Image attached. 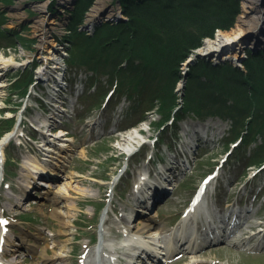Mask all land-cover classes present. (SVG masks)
Returning <instances> with one entry per match:
<instances>
[{"label": "rangeland", "instance_id": "obj_1", "mask_svg": "<svg viewBox=\"0 0 264 264\" xmlns=\"http://www.w3.org/2000/svg\"><path fill=\"white\" fill-rule=\"evenodd\" d=\"M72 1L67 7L66 0H0V58L6 61V64L0 63V80L5 83L0 86V137L11 131L4 143V154L0 153V168H3L0 214L5 209L9 221L5 227L0 224V248L4 247L8 253L16 250L20 255V260L7 255L2 260L6 264H33L38 261L40 255H33L17 244L23 243L20 238L25 232L29 240L24 242L47 249L50 255H53L50 249L56 242L67 240L61 251L64 260L53 264H97L100 256L102 262L114 256L115 262L125 264L131 253L120 249L121 234L126 233L123 218L131 217L133 208L144 211V216L156 211L159 216L154 219V231L164 228L165 233L171 235L170 227L179 222L195 192L202 189L201 206L194 215L196 218L214 206L220 211L229 206L247 207L248 213L241 216L232 232L219 233V240H206L192 255H186L183 253L186 250L182 249L170 252L167 264H264V234L244 239V245L230 242L235 234L240 233L241 226L247 227L249 221H264V128H254L261 122L252 119L253 115H263V110L255 111L251 106L252 99L245 102L237 97L236 91L232 92L235 101L231 104L233 98H227L222 86L208 88L205 92L207 99H215L214 104L233 107L231 111L223 110V117L217 113H204L199 117L182 108L188 71L195 58L202 57L211 64L229 62L234 68L244 69L242 62L249 57L248 45L238 59L221 60L219 57L228 51L234 52L236 45L250 39H243L247 30L231 34L230 40L236 35L234 39L237 41L224 44L214 52H199L206 40H215L222 30L231 32L235 29L242 12L241 0L238 2V14L229 28H218L213 35L203 38L201 44L180 63V75L184 76V81H176L172 95L167 96L168 101L163 99V103L160 96H165V92L156 83L139 85L134 94L129 88L125 90L127 80L131 78L130 71H115L114 52L102 53V66L99 61L100 68L95 70L79 64L84 56L90 57L93 52L99 56L97 49L93 50L95 42L86 40L85 35L95 33L109 19L100 12L113 8L115 17L120 13L115 10L121 5L113 0H93L78 23L72 22L69 14L71 10L79 9L78 0ZM259 1L264 4V0ZM77 32L82 36L76 37ZM77 38L82 47L76 44ZM263 47L264 43H256L249 48L250 53H257ZM49 48L53 50V56L62 58V68L51 69L62 73L63 89L57 96L40 80L39 68L50 70L55 65L54 61L43 57L49 56ZM120 83L121 90L118 88ZM78 84H82L84 89L76 96L73 90ZM69 96L77 98L74 110L59 111L64 107L71 108ZM222 99L225 101L221 102ZM49 102H57L58 110ZM203 109L210 112L214 107L206 105ZM249 110L255 113L252 115ZM42 116L51 119L48 133L51 132L52 136L58 128L69 133L70 148L65 150L66 154L62 153L65 156L62 160L56 156L60 159L55 160L59 162L60 183L49 189L38 185L41 192L38 187L26 191L29 190L27 180L33 162L28 155L38 153L42 156L39 146L43 140L42 133L37 130ZM133 127H141V140L131 152L125 153L116 145L123 142L120 138L128 135ZM118 131L122 132L119 136ZM179 156L182 160L189 156L188 163L177 172L178 179L173 178L174 181L167 184V189L173 187L172 192L168 193L165 188L160 201L155 202L151 209L144 208L140 195L147 187L138 186L137 189V182L141 177L148 184L153 178H161V167L176 162ZM115 174L119 177L112 186L110 180ZM66 178L68 189L59 187ZM48 192L62 197L58 201H46L45 205L38 203ZM54 211L60 217L55 216ZM142 216L138 215L139 218ZM59 218L69 224L71 233L68 235L54 236L61 228ZM101 219H104L102 224ZM246 229L244 236L256 230ZM100 237L104 241L98 246ZM160 244L165 246V242ZM102 253L107 257L104 258ZM140 259L136 257L130 264H142Z\"/></svg>", "mask_w": 264, "mask_h": 264}, {"label": "trees", "instance_id": "obj_2", "mask_svg": "<svg viewBox=\"0 0 264 264\" xmlns=\"http://www.w3.org/2000/svg\"><path fill=\"white\" fill-rule=\"evenodd\" d=\"M114 1L120 3L126 19L119 23H104L95 33L85 35L86 40L95 42L93 50L97 49L99 56L96 57V52H93L90 57L84 56L79 64L95 70L100 68L98 65L102 53L114 52L115 65H112L117 67L115 71H130L131 78L127 80L125 90L129 88L134 94L139 85L156 83L165 92V96H160L162 103L163 99L168 101L167 96L172 95L171 90L181 77L180 63L201 44L203 38L213 35L218 28L228 29L239 11V0ZM92 2L78 0L79 9L72 11V22L79 23L83 11ZM75 36L82 35L77 32ZM77 40L78 47H82ZM246 51L249 57L242 62L244 69L234 68L229 62L211 64L198 60L191 64L188 84L185 85L187 91H184L183 110H191L199 117L209 113L223 117V110L231 111L233 107L214 104L215 99H207L205 92L208 88L222 86L227 98H233L231 104L235 101L232 92L236 91L239 99L245 102L252 99L253 109L264 112V47L254 54L250 53L249 48ZM121 63L123 66H120ZM121 85L118 87L120 90ZM224 101L222 99L221 102ZM206 105L214 107V110L203 111ZM255 111L250 112L253 115ZM263 112L261 116L252 117L263 124H256L254 128H259L257 130L264 128Z\"/></svg>", "mask_w": 264, "mask_h": 264}, {"label": "bare ground", "instance_id": "obj_3", "mask_svg": "<svg viewBox=\"0 0 264 264\" xmlns=\"http://www.w3.org/2000/svg\"><path fill=\"white\" fill-rule=\"evenodd\" d=\"M74 1L72 0H66L65 5L68 7L70 6ZM71 3V4H70ZM116 9V8H115ZM240 9V8H239ZM241 9L242 12L240 16L238 17V22L236 24V27L233 31H227V30H222L220 33L219 37L216 38L215 40L208 39L205 41L204 46L200 47V53H210L214 52L216 49H220L224 44L226 45L227 43H231V41H237L234 38H236V35H233L230 40L229 37H231V34H239L240 32H243L244 30L248 31V34H252L250 39L246 40L245 43L241 42L240 44L236 45V49L234 52L228 51L223 54V56L219 57L221 60H227V59H238L241 56V53L244 54L243 52L245 51V48H247V45L249 47L253 46L254 43H264V4H262L261 1L259 0H241ZM72 11L69 12L70 15H72ZM116 12H120L119 15H115L114 17V10L113 8L108 9L107 11L104 12V15H107L109 19H106L107 23L108 21L110 23H119V21H123L126 19L124 15L122 14V9L118 7V9L115 10ZM96 12V11H95ZM114 13V14H113ZM113 15V17H112ZM93 17V15H92ZM118 18V19H117ZM59 19V18H57ZM115 20V21H113ZM119 20V21H117ZM36 22V21H35ZM58 23L57 21H55ZM52 29H57L58 27H50ZM256 30V31H255ZM41 38L42 35H41ZM229 38V39H227ZM212 42V45L210 44ZM52 45H55L53 41H51ZM49 56H43L44 59L47 60H52L54 61L55 65H52L50 67V70H45L44 68H39L40 72V80L44 81L45 84L51 87V91L54 95H58L59 92L62 91L63 83H62V73L56 72L51 69H61L62 68V58L58 56H53L52 55V49L49 48ZM244 49V51H243ZM52 50V51H51ZM255 52V51H254ZM216 57V56H215ZM198 60H205L202 59V57L195 58L192 64L196 63ZM6 61L0 58V63H5ZM184 76H182L181 79L183 82ZM149 84V83H148ZM176 84V83H175ZM5 85L3 81L0 80V86ZM147 85V84H146ZM183 86V85H182ZM84 89L82 87V84L76 85L75 89L73 90L76 94L78 95L79 91ZM50 92V91H49ZM50 92V96L53 97V94ZM184 95V94H183ZM54 98H57V97ZM77 99V98H76ZM75 98H70L68 97V100L70 101V109L67 108H61L59 111H70L72 112L75 107V103L77 102ZM57 102L59 101L58 99L56 100ZM57 102L51 103L54 109L58 110L59 105ZM55 114V111H53ZM42 120L40 121V126L39 128L37 127V130H39L42 133V144L39 146L41 147L40 153L42 154L39 155L38 153L28 155V157L32 159V164H30V178L27 180V189L26 191H30V189L34 190V188H37L39 192H41L39 186L44 187L45 189L49 188H54L57 184L60 183L59 178H58V165L60 159L65 158V156L62 153L66 154V151L69 150L70 148V138L67 137L69 134L66 130L62 128H58L57 133L52 136L53 134L50 132L48 133L49 128L51 129V119L46 116H42ZM39 122V120H36ZM145 122L143 121L141 124L143 125ZM43 128H46L43 129ZM141 127H133L130 129V132L128 135H123L120 140L123 141L122 143H119L117 148L122 149L127 152H131L135 145L140 142L141 140ZM11 131H6L4 134L0 137V153L4 154V143L7 141L9 138ZM122 132L118 131L117 136L121 135ZM140 135V136H139ZM51 136V137H50ZM69 142V143H68ZM119 146V147H118ZM39 147V149H40ZM66 150V151H65ZM188 152V150H185ZM56 156H58L60 159H58ZM26 157V156H24ZM189 157V156H188ZM188 157L186 161H188ZM185 159H181V156L176 160V162H172L169 165H166L164 168L161 167V178H156V179H151V183L148 184V182H145L144 177H141V179L137 182L135 188L139 189L138 186H146L145 188V193L141 194L140 198H143V203L145 204L144 208H149L151 209L155 202L160 201V197L164 194L166 189L168 188L167 184L174 178V180L177 178L178 179V171L180 164L185 163ZM173 161V160H172ZM187 163V162H186ZM0 180L2 179L1 175L3 174V168L1 166L0 168ZM41 174L47 175L42 177H48L46 180L41 177ZM119 177L118 174L113 175V177L110 180V184L113 186ZM148 177V176H147ZM63 179V178H61ZM68 179H65V182L63 185H59V187L63 186L65 189H68L66 184L69 182L67 181ZM173 180V181H174ZM35 182V184H33ZM39 185V186H38ZM167 187V188H166ZM166 188V189H165ZM170 190L167 189V192ZM44 192V191H42ZM29 193V192H25ZM202 195V189L199 191L197 190L194 196L192 197L193 199L189 203V205L185 208L182 217L180 218L179 222L176 225H173L170 227V233H165L164 228H160L159 230H155V222L154 219H156L159 215L156 213V211L150 215V216H144V211H141L139 209L133 208V213L131 214V217H124L125 221V227L124 230L126 233L124 235L121 234V248L124 250H129L130 251V260L126 261L125 264H130V261L132 259H137L142 258V264H167L170 261V258H168L169 253L172 251H175L176 249H182V251L186 250L185 253L186 255H192L195 253L199 247V245L206 240L213 241V239H217L218 237L220 238L221 232L228 231L229 227L231 226L232 222H240L239 219L235 216L236 213L240 214L239 216H244L246 213H248V210L246 208H233L231 206L228 207V209L225 210H217L216 207L214 206L211 208L209 211L203 212L201 215H199L197 218L194 216L195 212L199 211V208L201 206V196ZM61 195L54 196L51 195L49 192L45 194L43 197V200H41L40 203L41 205H45L46 201H58ZM62 197V196H61ZM138 200V198H137ZM146 212V211H145ZM211 212V213H210ZM6 214L8 212L5 209H2V213L0 214V221L6 217ZM105 214V213H104ZM143 215L142 218H139L138 215ZM17 215V214H16ZM55 216H59V214L54 211ZM211 215V216H210ZM60 217V216H59ZM222 217H226L225 220L222 219ZM138 218V219H137ZM137 219V220H136ZM199 219V221L197 220ZM102 220V219H101ZM104 219L100 221L102 224ZM137 221V222H136ZM258 221V220H256ZM255 220L249 221L246 225L249 228H255L256 230L253 231V233L249 234V236H244L243 234L247 231V227H242L241 226V231L239 234H235L232 238L235 245H244L246 242H244V239H252L257 235L264 234V221H261L260 223H257ZM134 222L137 223L136 226H134ZM198 223L200 227L198 226ZM59 225H60V230L54 234H61V235H68L70 232L69 229V224L65 222L64 220L59 218ZM221 229V230H219ZM219 230V231H218ZM222 234V233H221ZM36 237V236H35ZM212 238V239H210ZM37 239V237L35 238ZM25 241L29 240V235L25 232H23L20 241L23 243H17L25 247L31 254L35 255L38 254L41 257L38 259L37 262L33 264H53L55 261L59 262L64 260V255L61 253L63 250L62 248L64 247L63 243L64 242H56L54 244V247L50 249L51 252H53V255H50L47 253V249H43L41 247H37L36 244H27ZM101 241H104L103 237H100L98 239V246L102 244ZM161 242H165V246L160 244ZM2 244L0 243V246ZM99 248V247H98ZM97 248V250H99ZM109 249V248H108ZM117 249L118 245H117ZM107 252V251H106ZM115 254L117 255V252L115 251ZM9 256V257H14L16 259L20 258V255L18 251L12 250L11 253H8L5 251L4 247L0 248V264H6L4 262L3 256ZM104 255V256H103ZM133 255V256H132ZM102 256L105 258L107 257L106 253H102ZM152 257L154 261L152 260ZM115 259L114 256H109L104 259V262H102V257L98 258L97 264H122L120 261L113 260ZM20 260V259H19ZM141 260V259H140ZM9 264V263H8ZM10 264H18L17 262L10 263Z\"/></svg>", "mask_w": 264, "mask_h": 264}, {"label": "water", "instance_id": "obj_4", "mask_svg": "<svg viewBox=\"0 0 264 264\" xmlns=\"http://www.w3.org/2000/svg\"><path fill=\"white\" fill-rule=\"evenodd\" d=\"M117 4L119 5V2H117ZM118 5H117V7H118ZM100 14H104V10L103 11H101L100 12ZM253 35V34H252ZM251 37V34H248V35H246L245 37H243V39H248V38H250ZM254 45H256V43H254ZM251 48V47H250Z\"/></svg>", "mask_w": 264, "mask_h": 264}]
</instances>
